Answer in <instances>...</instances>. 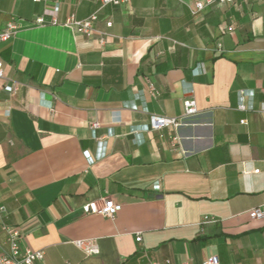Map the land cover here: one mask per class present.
I'll return each instance as SVG.
<instances>
[{
	"label": "crops",
	"instance_id": "obj_1",
	"mask_svg": "<svg viewBox=\"0 0 264 264\" xmlns=\"http://www.w3.org/2000/svg\"><path fill=\"white\" fill-rule=\"evenodd\" d=\"M199 2L0 0V25L59 8L0 45V254L16 228L35 264H264V0ZM94 13L91 38L66 26ZM105 198L114 220L84 212Z\"/></svg>",
	"mask_w": 264,
	"mask_h": 264
},
{
	"label": "built area",
	"instance_id": "obj_2",
	"mask_svg": "<svg viewBox=\"0 0 264 264\" xmlns=\"http://www.w3.org/2000/svg\"><path fill=\"white\" fill-rule=\"evenodd\" d=\"M38 1V0H35ZM234 0H205L204 3L199 2L196 4L198 9H202L205 5H211L215 2H219L222 4H231ZM102 6L114 5L120 6L129 3V0H100ZM59 8L56 6L53 10H48L42 16L36 17L31 22L24 21L18 18H11L0 25V45L10 43L19 31L22 28L23 23H30L36 26H41L46 24L45 17H50V21L52 24L57 23V15ZM98 20V14L94 13L87 19L83 21H78L75 18H70L66 23V26L71 27L77 33L86 36L87 38H91L95 33V23ZM112 23L107 22V27H111ZM232 29L229 28V31ZM100 43L103 45L105 43V39L101 38ZM3 68L2 63L0 62V78H3ZM18 88L13 87V94L17 92ZM149 94L153 98H157L159 96V92L157 88L152 84H148ZM184 116L181 118H168L164 116L153 115L150 117V127L153 131H161L165 128L173 127L178 128L185 124V121L189 118L194 117L198 114L197 104L194 98H189L184 101ZM240 110L245 111L246 106L241 105L239 107ZM245 120L241 121V124H245ZM93 128H98L99 124L95 123L92 125ZM121 210V205L114 202L109 198H105L101 201L100 204L96 203H88L84 206V212L86 214H97L101 215L105 218L114 220ZM249 218L251 220H263L264 219V207H258L250 210ZM216 222V219L205 217L202 221V224H210ZM21 233L18 229L13 228L8 233L7 242L9 244L10 250L9 252H4L0 254V264H35L36 262L42 261L45 258L44 251H33L30 249H22L20 245ZM136 241L140 243L142 241L141 233L136 235ZM74 244L82 250L87 256L98 255L99 248L94 240H78L75 241ZM204 264H220L217 256H210Z\"/></svg>",
	"mask_w": 264,
	"mask_h": 264
}]
</instances>
